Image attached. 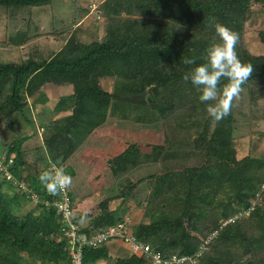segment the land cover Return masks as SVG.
Listing matches in <instances>:
<instances>
[{"label": "trees", "instance_id": "16d2710c", "mask_svg": "<svg viewBox=\"0 0 264 264\" xmlns=\"http://www.w3.org/2000/svg\"><path fill=\"white\" fill-rule=\"evenodd\" d=\"M49 1L0 0V11L9 8L38 7L48 4ZM130 1L122 3L126 4V11L130 14L147 16L150 10H157L160 13L154 14L156 19L152 21L148 18L147 24H144V16L131 20L132 24L124 23L128 26L120 25L125 32L109 30V36L112 37L110 40L87 49L83 55L64 48L48 61L39 58L40 63L32 59L20 64L0 62V127L4 126L12 133V139L6 141L0 138V158H12L9 170L18 179L16 181L22 182L26 188L21 190L12 181L6 182L0 174V264H71L70 246L67 244L66 236L70 224L77 227L78 237L86 238L93 237L105 231L109 225L115 224L113 214L104 208L98 214L94 210L91 213L86 212L85 215L81 213L83 208H76V199L72 196L70 187L53 195L40 184L39 174L48 170L49 165L61 167V162L69 153L55 152L53 154L56 156L50 154L47 159L45 152L40 150L41 147H37L42 145L40 133L47 132L52 124L42 123V115L36 112L35 104L45 103L47 99L45 94L41 93L35 101L30 102V105L27 103L28 97H34L33 94L26 93L25 88L29 82L37 81L42 85L44 82L40 79L45 81L49 80L48 78H60V85H72V93L57 96L54 107L56 112L71 109L74 116L82 117L83 122H89L84 132L86 130L89 132L105 122L108 99L115 100L114 94H118L119 90L125 95L140 96V93H144L145 88L150 86L153 100L150 107L156 108L159 115L164 116L166 112L174 109L176 101L185 97L184 92L187 89H194L190 83L182 79L183 74L192 65H185L182 61L184 57L190 56L195 58L196 64L205 62L206 47L217 41L212 25L220 23L236 33L242 32L246 24L245 18L249 15V5L256 2L264 7V0ZM113 2L120 11L121 0H107L105 5L109 6ZM183 28L188 29L185 34H182ZM236 51L242 63L251 64L253 67L248 81L242 85L252 91V87L264 78V63L242 49L239 44ZM70 55L76 57L71 58ZM118 58L124 62L123 66L130 69V78L125 77V84L120 88L116 87L113 95H107L100 87L98 77L105 74ZM122 64L120 67H123ZM119 77L123 79L124 76L122 74ZM224 82L222 79L221 84ZM6 88L10 90L7 94L4 93ZM27 105L32 117L29 115ZM33 114L36 122L38 121L35 138L29 129V125H34ZM66 120L69 121V118ZM232 120V114L229 112L219 121L211 138L206 140L203 135L201 136L207 148V162L200 167H188L161 174L151 185L152 190L147 199V206H150L147 209L149 222L140 224L136 234L140 240L147 243L152 241L154 246L152 243L149 244L162 255L177 257L179 262L174 264H192L182 257H191L194 260L198 257L199 264H241L240 258L229 252L228 245L237 240L241 233L240 224L249 218L255 222L259 235L256 239H252L254 235L251 238L252 243L258 244L255 251L264 252V208L260 203L261 197H264V190L261 188L264 184V161L251 157L239 161L235 159L234 149L230 145ZM53 127L55 130H51L52 133L48 132L43 143H47L48 137L52 134L58 138H55L58 143L63 140L61 145H64V138L61 137L63 134L60 133L64 127L58 129L56 126ZM135 148L133 145L128 146L117 157L119 169L135 165L133 155ZM5 150L4 155L2 153ZM37 165L40 167H35ZM31 167L36 169L33 170ZM25 170L29 173L21 176V172ZM202 187H211L210 193L217 191L214 187H219V190L232 194L237 204L235 209L236 207L229 204L219 208V204L214 203L212 221L216 222L219 209H223V220L219 224L213 223L210 235L205 238L211 236L209 238L211 240L205 243L198 238L207 231L205 226L195 223L183 226L181 221V215L188 206L196 204L195 193L199 194V199L210 194L205 192L200 195ZM5 190H9L10 194ZM257 193L258 202L252 206L248 199L255 198ZM30 194H35L36 199L30 198ZM64 197L69 199L71 209L68 219L64 218L57 205ZM154 200L157 208L150 204ZM178 203L180 204L177 205ZM28 204L31 208L26 211L24 208ZM161 205L164 208L160 210ZM175 206H178L177 213L172 211ZM246 212L247 215H244ZM237 215L239 216L233 222L226 223L228 219ZM94 224L95 230L90 228ZM112 240L96 248L83 246L82 264H97L101 260L108 261L113 258L114 255L109 249L113 248ZM121 243L125 245L124 242ZM129 254L126 258H117L113 264H153L142 255L132 252ZM251 262L255 261L246 264Z\"/></svg>", "mask_w": 264, "mask_h": 264}, {"label": "rangeland", "instance_id": "374dc122", "mask_svg": "<svg viewBox=\"0 0 264 264\" xmlns=\"http://www.w3.org/2000/svg\"><path fill=\"white\" fill-rule=\"evenodd\" d=\"M125 1L121 0L120 11L116 8L115 2L106 6L107 0H50L48 4L38 7L2 10L0 11V62L20 64L32 59L40 63V59L48 61L64 48L80 55L86 54L87 49H92L93 46L101 45L112 38L109 36V30L125 32L120 25H127L124 24L126 22L132 24L131 20L145 16L128 13L126 4H122ZM249 7L244 30L237 33L238 44L264 63V7L256 2L251 3ZM156 13L160 12L150 10V13L145 16L144 24H147L148 18L149 21L156 19L154 15ZM175 27L180 29L178 25ZM183 29L182 34H185L188 29ZM215 39L218 40V37ZM82 48L85 50L83 51ZM68 50H66L67 53ZM70 57H76V55H70ZM117 60L105 74L98 77L99 85L107 95H113L116 87L120 88L125 84L124 78L130 76V69L123 66L122 60L119 58ZM121 64L123 67H120ZM122 74L123 79L119 77ZM48 79L45 81L40 79L44 82L42 85L33 81L29 82L26 88L24 87L28 95L34 96L28 97L29 105L41 93L53 99L52 103L49 101V104L39 102L35 104L36 112L42 115V123L52 124L47 132L40 133L42 145L37 147H41L40 150L45 152L46 157L55 152L69 153L60 164L73 178L70 185L71 194L76 199H74L76 208H83L81 213L85 215L86 212L91 213L94 210L98 214L104 208L113 214L114 225L122 226L120 229L122 237L111 241L114 249L109 247L110 253L114 255L113 258L97 263L113 264L117 258H126L131 253L123 236L141 239L136 233L140 224L149 222L147 209L150 206H147V199L150 197L151 185L161 174L184 170L188 167H200L207 162V148L201 136L203 135L206 140L211 138L220 120L215 121L207 114L204 104L198 100L200 93L195 88L187 89L184 92L185 97L175 102L174 109L161 116L156 108L150 107L153 100L150 86H147L146 91L140 93V96L125 95L122 90H119L118 94H114L115 100L108 99L105 122L89 132L86 130V133L84 130L89 122H83L82 117L74 116L71 109L56 112L54 107L57 96L72 93V85H60V78ZM242 89L239 99L233 100L229 111L233 119L230 140V145L234 149L233 155L237 161L245 157L264 161V78L252 87V91H249L248 87H242ZM9 92L8 88L4 90L5 94ZM29 105L27 109L32 117ZM34 117L33 114V119ZM68 118L69 121L66 120ZM33 121L34 125H29V129L33 133L32 137L35 138L38 121L36 122V119ZM53 126L57 129L64 127V130L60 132L63 134L61 137L64 138V145H61L63 140L58 143L56 140L58 138L52 134L48 137V142L43 143L48 132L52 133L51 130H55ZM0 138L6 141L12 139V133L1 126ZM35 141L34 139L33 142ZM132 145L136 147L133 152L135 165L119 169L117 157ZM5 152L6 150L2 154L5 155ZM53 155L56 156V154ZM35 167L31 169L34 170ZM28 173L25 170L21 172V176ZM214 188L217 191L210 193L211 187H202L200 195L205 192L210 194H204L205 197L199 199V194L195 193L196 204L189 205L181 215L183 226L195 223L207 228L205 233L198 236L204 243L211 240L209 239L211 236L205 238L210 235L213 223L219 224L223 220V209H219L216 222L212 221L214 203L219 204V208L228 204L237 206L232 194L219 190V187ZM261 188L264 190V184ZM7 192L10 194L9 190ZM258 199L259 193L255 198H249L248 203L254 206ZM155 202L154 200L150 204L157 208ZM260 203L264 208V197H261ZM160 207V210L164 208L162 205ZM177 207L175 206L172 210L174 213H177ZM30 208L31 205L28 204L24 209L28 211ZM167 213L168 211L165 212ZM255 226L251 218L244 220L240 224L241 233L237 240L228 245L229 252L238 256L241 264L250 261H255L251 264H264V252H258L261 251L258 250L257 253L255 249L258 248V244L252 243L253 240H251L253 235L252 239L259 236ZM90 228L95 230L96 225H91ZM120 241L125 242L126 246ZM137 254L142 255L140 252ZM170 254L172 253H168ZM182 259L191 261L192 264H199L198 257L196 260L191 257H182Z\"/></svg>", "mask_w": 264, "mask_h": 264}, {"label": "clouds", "instance_id": "9594fccd", "mask_svg": "<svg viewBox=\"0 0 264 264\" xmlns=\"http://www.w3.org/2000/svg\"><path fill=\"white\" fill-rule=\"evenodd\" d=\"M212 26L218 40L206 47L204 63L196 64L195 58L190 56L183 58V64L192 67L183 74L182 79L199 91L198 100L204 104L207 114L219 121L228 115L233 100L239 99L242 85L248 81L253 67L242 63L237 55L238 34L220 23ZM222 79L225 81L223 84ZM9 158L4 157V160ZM0 174L6 182L10 181ZM72 179L63 167L56 165H51L38 176L40 184L53 195L69 188Z\"/></svg>", "mask_w": 264, "mask_h": 264}, {"label": "built area", "instance_id": "2783aa9c", "mask_svg": "<svg viewBox=\"0 0 264 264\" xmlns=\"http://www.w3.org/2000/svg\"><path fill=\"white\" fill-rule=\"evenodd\" d=\"M11 164H12L11 158L7 160L0 158V173H2L7 180L12 181L13 184L16 185L18 188L26 190L23 183L16 181L11 175L9 171V167ZM30 198L36 199V195L30 194ZM57 205L59 211L64 215V218L68 219L71 213L69 199L67 197H64L62 201ZM234 219L236 218L233 217L232 219H228L226 223L233 222ZM69 226L70 229L69 231H66V236L68 239L67 244L70 246L71 264H82L81 249L83 246L96 248L102 243H107L110 239H120V237H122V234L120 233V229L122 226L120 224L108 226V228L105 231H102L90 238H86L85 236L78 237L76 235L77 227L72 224H70ZM123 238L124 241L127 243L129 250L132 253L137 254L140 252L146 258L150 259L153 264H171V263L179 262L177 257L173 255L170 256L162 255L161 253L155 251L149 243L143 240H138L136 237L133 236H123Z\"/></svg>", "mask_w": 264, "mask_h": 264}, {"label": "crops", "instance_id": "0c3cea01", "mask_svg": "<svg viewBox=\"0 0 264 264\" xmlns=\"http://www.w3.org/2000/svg\"><path fill=\"white\" fill-rule=\"evenodd\" d=\"M46 97H47V96H46ZM49 101H51V103H52L53 99L47 97L45 104H49ZM55 113H56V112H55ZM49 114H50V112H49ZM47 155H48V154H47ZM48 158H49V155H48L47 159H48Z\"/></svg>", "mask_w": 264, "mask_h": 264}]
</instances>
